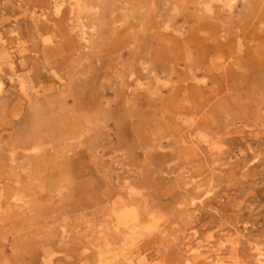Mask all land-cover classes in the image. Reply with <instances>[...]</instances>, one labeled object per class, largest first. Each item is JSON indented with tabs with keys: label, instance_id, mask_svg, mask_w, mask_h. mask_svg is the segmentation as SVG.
Masks as SVG:
<instances>
[{
	"label": "rangeland",
	"instance_id": "rangeland-1",
	"mask_svg": "<svg viewBox=\"0 0 264 264\" xmlns=\"http://www.w3.org/2000/svg\"><path fill=\"white\" fill-rule=\"evenodd\" d=\"M52 1L0 0V264H260L264 0Z\"/></svg>",
	"mask_w": 264,
	"mask_h": 264
},
{
	"label": "bare ground",
	"instance_id": "bare-ground-1",
	"mask_svg": "<svg viewBox=\"0 0 264 264\" xmlns=\"http://www.w3.org/2000/svg\"><path fill=\"white\" fill-rule=\"evenodd\" d=\"M51 4H52L53 8H55V10L60 11L62 4H63V1L54 0L51 2ZM83 38L85 40H89L85 36ZM3 86H4V82L0 79V93L3 90ZM120 218H123V217H120ZM256 249H257V254H258V257H257L258 261L260 262V264H264V249H262V248H256ZM214 260H216L215 262H217V263L220 262V259H218V258H215ZM214 260H212L210 263L214 262Z\"/></svg>",
	"mask_w": 264,
	"mask_h": 264
}]
</instances>
